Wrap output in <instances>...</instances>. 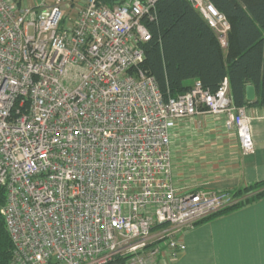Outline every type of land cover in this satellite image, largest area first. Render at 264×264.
Wrapping results in <instances>:
<instances>
[{"label": "built area", "instance_id": "built-area-1", "mask_svg": "<svg viewBox=\"0 0 264 264\" xmlns=\"http://www.w3.org/2000/svg\"><path fill=\"white\" fill-rule=\"evenodd\" d=\"M159 1L0 0L10 264H172L186 251L183 231L230 205L224 194L176 190L171 131L220 117L251 155V118L228 78L215 93L195 81L165 99L142 67ZM188 1L226 47V16Z\"/></svg>", "mask_w": 264, "mask_h": 264}, {"label": "trees", "instance_id": "trees-1", "mask_svg": "<svg viewBox=\"0 0 264 264\" xmlns=\"http://www.w3.org/2000/svg\"><path fill=\"white\" fill-rule=\"evenodd\" d=\"M209 1L230 23L226 47L188 0H160L156 20L147 22L151 39L143 46V69L155 78L165 99L189 92L195 81L215 93L228 78L235 105L264 106V0ZM249 85L256 90L254 102L246 100ZM227 196L230 205L202 222L264 199V181ZM5 201V189L0 187V210ZM12 259L13 244L0 213V264H10Z\"/></svg>", "mask_w": 264, "mask_h": 264}, {"label": "crops", "instance_id": "crops-1", "mask_svg": "<svg viewBox=\"0 0 264 264\" xmlns=\"http://www.w3.org/2000/svg\"><path fill=\"white\" fill-rule=\"evenodd\" d=\"M256 100V99H255ZM255 152L243 155L223 118H194L171 131L173 184L179 193L227 195L264 181V106L247 107ZM186 251L172 264H264V199L183 231ZM162 264V263H158Z\"/></svg>", "mask_w": 264, "mask_h": 264}, {"label": "water", "instance_id": "water-1", "mask_svg": "<svg viewBox=\"0 0 264 264\" xmlns=\"http://www.w3.org/2000/svg\"><path fill=\"white\" fill-rule=\"evenodd\" d=\"M256 99V90L255 87L249 85L246 87V100L248 102H254Z\"/></svg>", "mask_w": 264, "mask_h": 264}]
</instances>
